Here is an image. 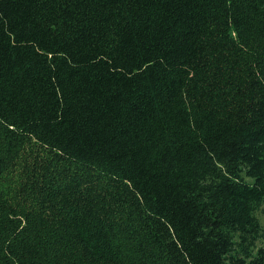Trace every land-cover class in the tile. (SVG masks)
<instances>
[{
    "label": "trees",
    "instance_id": "16d2710c",
    "mask_svg": "<svg viewBox=\"0 0 264 264\" xmlns=\"http://www.w3.org/2000/svg\"><path fill=\"white\" fill-rule=\"evenodd\" d=\"M264 0H0V264H264Z\"/></svg>",
    "mask_w": 264,
    "mask_h": 264
},
{
    "label": "rangeland",
    "instance_id": "374dc122",
    "mask_svg": "<svg viewBox=\"0 0 264 264\" xmlns=\"http://www.w3.org/2000/svg\"><path fill=\"white\" fill-rule=\"evenodd\" d=\"M262 226L264 227V206L263 208L258 212L257 214ZM264 245V238L261 240V242L259 243V246Z\"/></svg>",
    "mask_w": 264,
    "mask_h": 264
}]
</instances>
